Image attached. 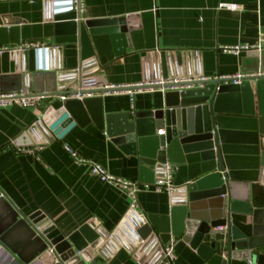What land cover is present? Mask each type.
<instances>
[{
    "label": "water",
    "instance_id": "water-1",
    "mask_svg": "<svg viewBox=\"0 0 264 264\" xmlns=\"http://www.w3.org/2000/svg\"><path fill=\"white\" fill-rule=\"evenodd\" d=\"M77 17L75 10L56 8L53 19L55 44L80 47L81 71L64 72L53 54L51 66L41 68L29 50L0 52V75L15 84L3 90L47 95L37 120L22 128L12 149L0 154V180L17 161L14 148L32 145L39 127L61 138L76 124L94 123L124 152L140 157L143 181L164 177V164L174 165L177 190L170 195L169 213H149L139 220V239L147 240L144 246L155 237L163 245L176 236L205 264H264V74L254 73L240 82L175 81L184 78V61L180 50L168 51L167 56L162 54L155 79L165 83L144 85L166 88L163 106L106 113L101 94L128 87H105L93 73L129 48L143 49L142 31L131 16L79 21ZM18 25L0 18V45L21 44ZM247 61L254 66L252 71H264V46L247 54L244 64ZM190 85L201 86L184 89ZM58 101L62 104L56 108ZM161 128L164 133H159ZM10 223L11 228L28 231L32 246L26 261L16 258L15 264H107L98 257L107 258L110 233L96 218L69 235L40 211ZM11 232L10 226L0 229L1 248Z\"/></svg>",
    "mask_w": 264,
    "mask_h": 264
},
{
    "label": "crops",
    "instance_id": "crops-1",
    "mask_svg": "<svg viewBox=\"0 0 264 264\" xmlns=\"http://www.w3.org/2000/svg\"><path fill=\"white\" fill-rule=\"evenodd\" d=\"M84 1L86 9L81 20L131 16L134 25L142 31L140 41L144 44L143 49L129 48L126 54L93 73L94 77L104 81V86L155 81L156 73L162 66V54L167 56L168 51L177 50L181 51L184 61V78L204 76L216 79L241 72L254 74L262 71H252L254 66L249 61L246 64L243 62L247 54L260 49L237 53L225 48L264 46L261 41L264 0ZM222 2L237 3L240 8L220 7ZM58 7L55 0H0V18L7 25L19 22L21 43L41 40L49 44V49H29L38 57L41 68L51 66L53 54L64 72H72L81 65L80 47L74 43L55 44L53 16ZM45 54L46 61H43ZM46 81L43 77L42 85ZM14 86V81H4L0 75V92L13 91L3 88ZM164 91H137L134 100L125 91L101 95L104 97L105 112L118 113L161 107ZM61 104L58 101L54 106L57 108ZM43 109L42 105L24 107L17 101L0 108V154L12 149L13 140L22 128L31 126ZM158 131L164 133L165 130L161 128ZM38 144H43L44 148L37 155L20 154L14 148L17 161L3 172L0 180V229L9 226L12 229L8 242L3 243L5 248L0 245V261L3 264H15L16 258L24 261L32 247L29 233L11 228L10 221H22L40 211L65 235L93 218L98 219L102 229L115 234L108 237L107 258L99 256L100 262L155 264L160 257L157 246H144L143 242L136 241L139 239L138 218L137 222L133 220L120 226L130 210L128 194L95 176L90 166L77 162L65 146H70L82 157L102 164L117 177L145 182L141 179L140 157L124 152L105 130L94 123L85 127L76 124L61 138L49 129L39 127L32 145ZM138 198L139 210L145 215L169 213L171 202L167 192L141 191ZM176 264H205V260L190 244L180 239L176 246Z\"/></svg>",
    "mask_w": 264,
    "mask_h": 264
},
{
    "label": "built area",
    "instance_id": "built-area-1",
    "mask_svg": "<svg viewBox=\"0 0 264 264\" xmlns=\"http://www.w3.org/2000/svg\"><path fill=\"white\" fill-rule=\"evenodd\" d=\"M55 3L59 6V9L64 10H75L78 13V17L76 18L78 21L81 20V15L86 9V4L84 0H55ZM220 7H226L229 9H239L240 5L237 3H227L222 2L220 3ZM36 48H43V49H49L50 46L46 41L36 40V41H27L24 43H21L20 45H0V52H4L7 50H29V49H36ZM262 45H243V46H235L231 48H225L226 50H231L234 52H240L241 50H251V49H261ZM58 59H56L57 61ZM58 63V61H57ZM81 65L79 68H77L76 71H81ZM260 74H264V71L259 72ZM253 75V73H238L231 76H221L219 78L223 79H237L235 82H240L241 79L245 76ZM206 80V79H212L209 77H197V78H183V79H173L175 81H193V80ZM152 83H165L164 79L156 80L155 81H149V82H140L133 85H106L105 87H128L126 90H116L118 91H125L130 96L131 99L134 100L135 93L137 91H143V90H165V87H149L144 88V85L146 84H152ZM194 85L185 86L184 89L192 88ZM169 89H183L182 87H171ZM111 92V91H109ZM47 97L45 93H29L24 91H7V92H0V108L4 107L6 105H9L13 102H20L24 107H37L40 106L43 103V100ZM44 148L43 144L38 145H32V146H20L15 147L17 153L20 154H30V155H37L39 154L42 149ZM66 150L74 157V159L81 163V164H87L90 166L91 172L99 177L100 179L107 181L109 183H112L118 187H120L131 199V205L130 210L121 223L120 226L124 224H128L129 221H136L138 218V222L140 219H143L145 217V213L141 212L139 210L140 204H139V193L141 191H147V190H155L159 192H167L169 195H172L176 192L177 186L174 183L175 178V168L174 165L167 162L165 163V176L164 177H157L153 182H139V181H131L127 179H123L120 177H117L110 172L106 170V168L97 162H94L88 158L82 157L79 155L77 151H75L70 146H65ZM140 223V222H139ZM114 236L115 234H109V236ZM108 236V237H109ZM137 238V237H135ZM134 241V240H133ZM143 242V244H146L147 240L144 239H137L136 240ZM180 239L176 236H172L165 244H160L158 237H155L154 240L149 243L148 246L154 247L156 245L157 249L160 250V257L157 259L155 264H176V246Z\"/></svg>",
    "mask_w": 264,
    "mask_h": 264
}]
</instances>
